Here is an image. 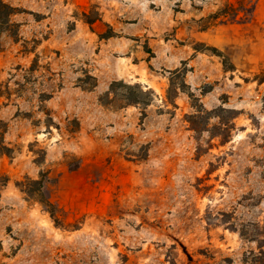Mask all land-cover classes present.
<instances>
[{
  "label": "rangeland",
  "instance_id": "rangeland-1",
  "mask_svg": "<svg viewBox=\"0 0 264 264\" xmlns=\"http://www.w3.org/2000/svg\"><path fill=\"white\" fill-rule=\"evenodd\" d=\"M3 1L0 264H264V0Z\"/></svg>",
  "mask_w": 264,
  "mask_h": 264
},
{
  "label": "trees",
  "instance_id": "trees-1",
  "mask_svg": "<svg viewBox=\"0 0 264 264\" xmlns=\"http://www.w3.org/2000/svg\"><path fill=\"white\" fill-rule=\"evenodd\" d=\"M222 12V11H221ZM12 13V9L3 0H0V24L4 23V20L7 19ZM224 13H220V16H223ZM218 15V14H217ZM217 17V16H216ZM218 18V17H217ZM118 90H123L122 93H119ZM152 91L144 90L141 85L138 84H126L124 82H114L110 87V92L107 95L108 100H115L124 103L125 105H139L144 101L145 96L151 95ZM111 94L117 99H110ZM147 104V102H144ZM44 179L38 180H29L27 183L21 186V190L25 193L29 198L34 199L43 205L46 211L51 215L55 216V212L53 210V206L49 201L43 199L42 187H43Z\"/></svg>",
  "mask_w": 264,
  "mask_h": 264
}]
</instances>
